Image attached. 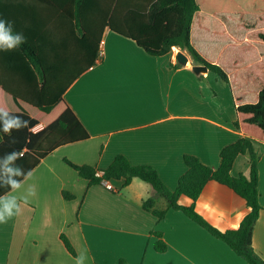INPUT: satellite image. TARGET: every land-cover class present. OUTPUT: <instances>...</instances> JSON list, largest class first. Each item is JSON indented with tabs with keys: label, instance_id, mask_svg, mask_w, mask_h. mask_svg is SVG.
<instances>
[{
	"label": "crops",
	"instance_id": "0c3cea01",
	"mask_svg": "<svg viewBox=\"0 0 264 264\" xmlns=\"http://www.w3.org/2000/svg\"><path fill=\"white\" fill-rule=\"evenodd\" d=\"M58 7L52 0H0V19L13 22L14 29L23 27L24 36L30 35L43 51L69 50L70 44L59 40ZM30 14L33 21L26 26ZM100 51L95 66L63 96L90 138L52 152L24 180V187L11 193L20 196L30 185L36 190L27 205L21 204L19 215L0 224V264H75L81 252L86 256L84 264L121 260L127 264H248L183 212L171 209L160 220L146 211L143 203L150 198L159 211L168 206L150 185L135 179L125 188L122 182H111L112 190L90 186L65 163L68 159L105 170L116 156L124 155L132 165L154 168L167 188L175 191L187 171L185 155L216 170L224 148L243 138L235 126L229 86L212 73L197 77L188 51L174 47L168 55L153 57L110 30L103 35ZM179 51L189 59L186 66L177 62ZM8 64L0 55L2 78ZM43 128L38 124L31 131L36 134ZM255 147L264 207V145L255 143ZM249 166L248 157L239 156L232 174L247 176ZM64 192L73 198L66 199ZM179 204L190 206L192 200L182 196ZM196 211L225 232L239 225L250 209L232 189L211 181L197 200ZM154 233L162 234L166 252H157ZM62 235L71 242L75 256L66 249ZM252 244L264 260V211Z\"/></svg>",
	"mask_w": 264,
	"mask_h": 264
},
{
	"label": "trees",
	"instance_id": "16d2710c",
	"mask_svg": "<svg viewBox=\"0 0 264 264\" xmlns=\"http://www.w3.org/2000/svg\"><path fill=\"white\" fill-rule=\"evenodd\" d=\"M52 1L59 6L60 43L67 41L69 50L43 51L29 35L17 50L0 53L9 63L7 75L0 76L3 102L0 108L29 122L28 128L13 131L10 136L0 132V158L13 151L24 152L16 164L25 171H33L58 148L90 138L63 96L81 75L95 66L106 30L135 42L153 57L168 55L174 47L186 50L196 64L206 66L229 86L236 109L235 126L243 134V138L221 152L218 169L208 167L195 156L185 155L187 171L177 189L171 191L154 168L132 165L124 155L116 156L105 170L64 161L90 186H105L104 182L109 181L122 182L125 188L135 179L150 185L156 195L167 200L168 206L159 211L154 208L155 200L150 198L143 203L146 211L160 220L171 209L181 211L225 242L248 264H264L252 244L255 225L264 211L259 191L260 156L255 147V143L264 145V0ZM32 16H26V26L33 21ZM23 30L21 27L14 32ZM38 124L44 128L35 134L31 129ZM239 156L249 159L247 176L232 174ZM211 181L232 189L250 209L239 225L225 232L214 228L196 211V202ZM9 191L0 186V196ZM64 196L73 198L66 192ZM182 196L191 199L192 204L180 205ZM154 235L158 238L157 252H166L162 234ZM61 240L75 256L68 238L62 235ZM119 264L127 262L121 260Z\"/></svg>",
	"mask_w": 264,
	"mask_h": 264
},
{
	"label": "clouds",
	"instance_id": "9594fccd",
	"mask_svg": "<svg viewBox=\"0 0 264 264\" xmlns=\"http://www.w3.org/2000/svg\"><path fill=\"white\" fill-rule=\"evenodd\" d=\"M26 43V37L22 32H14L13 22L0 19V51H15L20 45ZM28 120L22 116L13 115L7 110L0 108V132L11 135L13 131H20L28 128ZM2 140V137H0ZM16 140L13 138L12 143ZM22 158V152L13 151L0 158V186L10 189L3 196H0V224H7L14 216L21 213V204L27 205L30 198L36 195L34 185L28 186L20 196L11 193L18 192L24 187V180L32 176V171H25L16 164ZM22 177V179H18ZM86 256L81 252L75 258V264H84Z\"/></svg>",
	"mask_w": 264,
	"mask_h": 264
},
{
	"label": "water",
	"instance_id": "95a60500",
	"mask_svg": "<svg viewBox=\"0 0 264 264\" xmlns=\"http://www.w3.org/2000/svg\"><path fill=\"white\" fill-rule=\"evenodd\" d=\"M177 62L182 65V66H186L189 62V59L188 57L181 51L178 52L177 54ZM191 71L197 76V77H201V76H204V75H207L210 73L209 69L202 65V64H195V65H192L191 67Z\"/></svg>",
	"mask_w": 264,
	"mask_h": 264
},
{
	"label": "built area",
	"instance_id": "2783aa9c",
	"mask_svg": "<svg viewBox=\"0 0 264 264\" xmlns=\"http://www.w3.org/2000/svg\"><path fill=\"white\" fill-rule=\"evenodd\" d=\"M104 184H105V186H106L107 188H109V189H111V190L114 189L113 186L111 185V182H109V181H105Z\"/></svg>",
	"mask_w": 264,
	"mask_h": 264
},
{
	"label": "rangeland",
	"instance_id": "374dc122",
	"mask_svg": "<svg viewBox=\"0 0 264 264\" xmlns=\"http://www.w3.org/2000/svg\"><path fill=\"white\" fill-rule=\"evenodd\" d=\"M147 187H149V188H150V186H148V185H147Z\"/></svg>",
	"mask_w": 264,
	"mask_h": 264
}]
</instances>
